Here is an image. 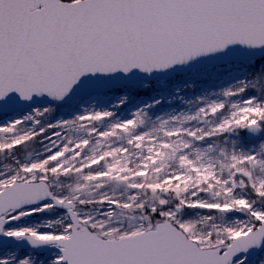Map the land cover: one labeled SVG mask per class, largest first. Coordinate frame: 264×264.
<instances>
[{"label":"snow or ice","instance_id":"obj_1","mask_svg":"<svg viewBox=\"0 0 264 264\" xmlns=\"http://www.w3.org/2000/svg\"><path fill=\"white\" fill-rule=\"evenodd\" d=\"M0 264H264V0H0Z\"/></svg>","mask_w":264,"mask_h":264}]
</instances>
